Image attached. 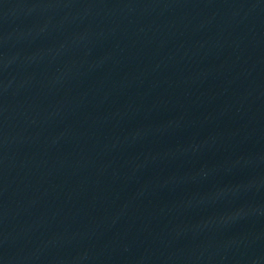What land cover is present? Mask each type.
<instances>
[{
    "label": "water",
    "instance_id": "obj_1",
    "mask_svg": "<svg viewBox=\"0 0 264 264\" xmlns=\"http://www.w3.org/2000/svg\"><path fill=\"white\" fill-rule=\"evenodd\" d=\"M194 182H264V0H0V210Z\"/></svg>",
    "mask_w": 264,
    "mask_h": 264
}]
</instances>
